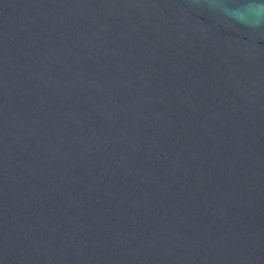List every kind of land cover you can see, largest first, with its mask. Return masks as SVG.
<instances>
[{
  "label": "water",
  "instance_id": "95a60500",
  "mask_svg": "<svg viewBox=\"0 0 264 264\" xmlns=\"http://www.w3.org/2000/svg\"><path fill=\"white\" fill-rule=\"evenodd\" d=\"M0 264H264V0H0Z\"/></svg>",
  "mask_w": 264,
  "mask_h": 264
}]
</instances>
